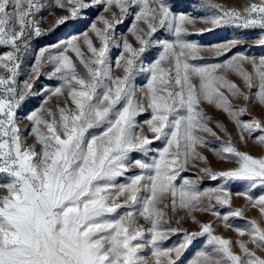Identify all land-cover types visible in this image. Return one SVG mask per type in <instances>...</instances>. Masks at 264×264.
I'll use <instances>...</instances> for the list:
<instances>
[{
  "label": "rangeland",
  "instance_id": "obj_1",
  "mask_svg": "<svg viewBox=\"0 0 264 264\" xmlns=\"http://www.w3.org/2000/svg\"><path fill=\"white\" fill-rule=\"evenodd\" d=\"M0 264H264V0H0Z\"/></svg>",
  "mask_w": 264,
  "mask_h": 264
}]
</instances>
